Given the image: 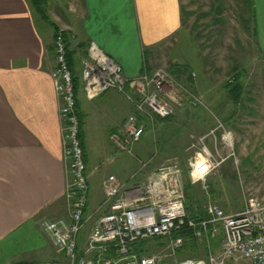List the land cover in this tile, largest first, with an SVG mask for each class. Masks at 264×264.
I'll return each instance as SVG.
<instances>
[{
    "label": "crops",
    "instance_id": "crops-1",
    "mask_svg": "<svg viewBox=\"0 0 264 264\" xmlns=\"http://www.w3.org/2000/svg\"><path fill=\"white\" fill-rule=\"evenodd\" d=\"M75 4L71 33L64 36L79 86L75 97L82 114L80 139L88 182L85 212L96 218L108 211L103 178L115 174L126 185H135L140 170L126 177L123 166L117 165L114 171L93 177L96 168L86 151L88 130L106 126L109 136L135 110L115 90L86 98L80 72L88 43L94 41L129 79L151 74L157 46L181 28V9L180 0H76ZM253 11L256 42L264 51V0H253ZM36 18L32 0H0V264L64 260L39 225L43 219L66 214L67 173L59 99L51 77L54 29L41 26ZM124 106L127 113L113 118L111 111L115 114ZM156 169H147L145 179ZM89 227L90 223L81 233V243Z\"/></svg>",
    "mask_w": 264,
    "mask_h": 264
},
{
    "label": "rangeland",
    "instance_id": "rangeland-1",
    "mask_svg": "<svg viewBox=\"0 0 264 264\" xmlns=\"http://www.w3.org/2000/svg\"><path fill=\"white\" fill-rule=\"evenodd\" d=\"M75 2L44 0L42 10L46 19L42 21L36 11V20L41 26L53 27L54 37L62 32L66 42L64 33H71ZM216 3L221 5L217 22L213 12ZM180 5L184 11L181 28L157 46L151 57L153 71L164 69L170 73L173 65H185L192 72L191 78L186 73L180 76L170 73L182 89L167 91V99L173 100L171 104L175 106L174 114L156 122L143 120L146 129L137 147L133 146V154L112 145L106 126L102 130L97 127L88 130L86 151L96 168L93 177L98 179L120 165L126 177L138 168V183H142L147 169L159 168L176 159L183 182L190 185L205 213L211 202L227 213L240 211L247 198L264 199V51L259 49L251 31L254 12L247 0H180ZM235 66L242 72L243 95L239 105L232 103L223 87ZM73 69L78 74L76 67ZM192 96L202 104L191 106ZM123 108L116 115L111 111L113 118L121 119L127 113ZM227 132L231 135L229 144L223 139ZM200 159L211 168L204 174V180L194 181L191 164ZM144 249V253L160 256L161 264H178L187 258L204 260L208 251L222 252V234L219 231L212 238H197L195 248H180L174 253L165 238L147 240ZM228 264L247 263L240 260Z\"/></svg>",
    "mask_w": 264,
    "mask_h": 264
},
{
    "label": "built area",
    "instance_id": "built-area-1",
    "mask_svg": "<svg viewBox=\"0 0 264 264\" xmlns=\"http://www.w3.org/2000/svg\"><path fill=\"white\" fill-rule=\"evenodd\" d=\"M53 52L55 66L51 77L59 99L67 173L64 190L66 214L54 220L43 219L39 225L64 260L7 264H161L160 256L137 254L133 252L132 245L140 240L165 238L168 248L174 253L184 245L185 238L173 233L180 230L185 222L198 239L203 236L212 238L220 231L222 252L214 254L208 251L204 260L187 258L178 264H228L240 260L247 264H264V199L249 197L243 208L234 213H227L211 202L206 207L208 219L199 222L187 220L184 182L176 159L168 160L150 173L144 182L135 185H126L115 174L107 175L102 180V190L108 211L96 218L85 212L88 203L86 165L79 139L73 76L62 32L55 34ZM81 65L80 77L86 98L94 99L105 91L115 90L125 95L134 107L135 112L109 134V140L116 149L133 154L134 144L146 129L143 120L152 122L174 114L175 106L171 104L173 100L169 102L167 91L182 89L166 70L125 78L120 64L94 41L88 43ZM176 104L180 102L176 101ZM201 104L196 96L190 98L191 106ZM223 139L229 144L230 132ZM191 166L194 181L204 180V174L211 168L202 159ZM88 223L90 227L81 243L80 235Z\"/></svg>",
    "mask_w": 264,
    "mask_h": 264
},
{
    "label": "trees",
    "instance_id": "trees-1",
    "mask_svg": "<svg viewBox=\"0 0 264 264\" xmlns=\"http://www.w3.org/2000/svg\"><path fill=\"white\" fill-rule=\"evenodd\" d=\"M44 0H32V3H34L35 5V9H37L36 11L38 13H40V16L44 19L45 16L43 15V10H42V3ZM248 5H251V9L253 10V0H247ZM214 5V4H212ZM212 9L214 8L213 6H211ZM180 9H181V25L183 24L184 21V11L182 6L180 5ZM214 17L215 20L214 21H220L217 18V15H220L221 12V5L220 3H216V9L213 10ZM254 12V11H253ZM242 14H244V11L241 12ZM46 19V18H45ZM252 33H254V36H256V31H255V27L253 26L251 28ZM67 57V62L69 65V68L72 72V69L70 67V56L67 53L66 54ZM170 73L176 75V76H180L183 74H187L189 78H191V74L192 72L189 71V69L187 68V66H178V65H173L170 68ZM73 76V85H74V90H75V94H76V90L78 89V80L76 79V77L74 76V73H72ZM241 78H242V72L240 70V68L238 66L233 67L232 70V75L231 78H229L223 85L227 95L229 96V98L231 99L232 103L234 105H239L241 104L240 102L242 101V95H243V85L241 82ZM76 112L79 118V139H80V129H81V124H82V114L80 113V111H78L77 109V104H76ZM80 144L81 147L83 149V143L80 139ZM84 158V157H83ZM185 196H186V200H185V211H186V218L187 220H193L194 222H199L202 220H206L208 219V215L205 213V211L201 208V205L198 204L197 198L194 196L192 189L190 187L189 184L185 183ZM174 236H183L185 238L184 241V245L181 248H195L197 245V238L194 235V230L188 226L187 222L184 223V225L180 228V230H177L176 232L173 233ZM158 238H153V240H156ZM147 240H140L135 242L132 245V250L133 252L137 253V254H143L146 250L144 249V244ZM206 250V249H205ZM147 254V253H144Z\"/></svg>",
    "mask_w": 264,
    "mask_h": 264
}]
</instances>
